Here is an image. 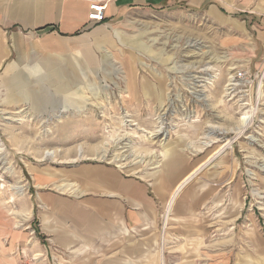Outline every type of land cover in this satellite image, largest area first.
<instances>
[{"label": "rangeland", "instance_id": "obj_1", "mask_svg": "<svg viewBox=\"0 0 264 264\" xmlns=\"http://www.w3.org/2000/svg\"><path fill=\"white\" fill-rule=\"evenodd\" d=\"M190 2L129 12L99 29L103 40L54 62L2 65L0 264H264V0ZM135 80L155 90L129 94ZM184 135L205 153L217 150L176 195L203 178L221 185V206L208 211L224 233L197 242L203 255H190V241L159 240L157 256L136 263L117 251H62L46 240L73 220L49 209L44 193L79 200L81 169L133 174L154 167L164 144ZM49 150L61 153L50 159ZM38 172L54 179L37 182ZM168 245L188 253L168 255Z\"/></svg>", "mask_w": 264, "mask_h": 264}, {"label": "crops", "instance_id": "obj_2", "mask_svg": "<svg viewBox=\"0 0 264 264\" xmlns=\"http://www.w3.org/2000/svg\"><path fill=\"white\" fill-rule=\"evenodd\" d=\"M190 1L197 6L203 2L0 0V69L5 63L54 62L57 56L70 55L78 48L90 45L92 40L100 41L99 29L129 12H165L188 5ZM95 2L105 4V20L100 23L88 19L89 6ZM93 60L88 57L84 63L89 64ZM135 82L137 86L133 95L144 94L142 87L145 84ZM201 143L188 135L168 141L162 147L154 167L135 170L133 174L124 173L116 166H86L81 169L84 178L79 179V200L56 193L43 195L49 209L55 213L61 208L65 212H62V217L73 220L69 231L60 225L54 232L45 227V231L54 233L44 235L46 240H51L55 249L62 251H74L78 246H84L92 255L100 254V250H109V255L117 251L119 256L134 257L136 263V259L140 260L142 255L156 257L159 240L190 241V245H193L188 250H193L190 255H203L204 248H200L197 242L218 236L221 238L224 233L219 230L220 227L216 228V215L211 218L208 211L221 206V185L216 184L215 179L203 178L200 185L184 189L185 186L174 199L166 218L168 204L178 185L217 151L205 153L208 148ZM198 154L203 162L199 161ZM53 176L38 172L35 180L42 183L53 180ZM231 180L228 190L230 198L237 190V186H231ZM237 220L235 214L233 222ZM54 221L57 224L56 216ZM186 244L189 245L188 242ZM183 251L180 245H168L166 252L171 256L188 253ZM170 264L186 263L173 261Z\"/></svg>", "mask_w": 264, "mask_h": 264}, {"label": "bare ground", "instance_id": "obj_3", "mask_svg": "<svg viewBox=\"0 0 264 264\" xmlns=\"http://www.w3.org/2000/svg\"><path fill=\"white\" fill-rule=\"evenodd\" d=\"M142 91H143V93H144V95H148V94H152L153 93V91L155 90L154 88H146V84L142 87ZM134 93V91H132V92H129V94H133ZM247 118L248 117H243L242 118V120H243V125L245 124V122L247 121ZM245 126V125H244ZM240 133H242V130L241 131H238V135L240 134ZM78 152H79V154L80 155H82V152H81V149H78ZM60 153L61 152H59L58 150H54V151H46V152H44L43 153V155L44 156H46V157H49L50 159H55L58 155H60ZM193 174V173H192ZM191 174V175H192ZM191 175H189L188 177H186L179 185H178V187L175 189V192H174V194H173V196H172V198H171V200H170V202H169V204H168V208H167V211H166V218H167V215H168V213L170 212V210H171V207H172V204H173V202H174V199L176 198V195H177V193H178V191H180V188L183 186V183L187 180V179H189L190 177H191ZM171 197V196H170ZM161 260H163L162 259V257H161ZM161 264H163V261L161 262Z\"/></svg>", "mask_w": 264, "mask_h": 264}, {"label": "built area", "instance_id": "obj_4", "mask_svg": "<svg viewBox=\"0 0 264 264\" xmlns=\"http://www.w3.org/2000/svg\"><path fill=\"white\" fill-rule=\"evenodd\" d=\"M105 4L102 2H95L89 6L88 19L94 22H103L105 20ZM242 77V74L238 76Z\"/></svg>", "mask_w": 264, "mask_h": 264}]
</instances>
